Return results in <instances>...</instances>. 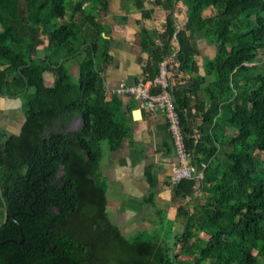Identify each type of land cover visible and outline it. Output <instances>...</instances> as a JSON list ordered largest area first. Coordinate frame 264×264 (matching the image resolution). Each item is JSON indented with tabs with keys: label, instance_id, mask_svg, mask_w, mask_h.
<instances>
[{
	"label": "trees",
	"instance_id": "trees-1",
	"mask_svg": "<svg viewBox=\"0 0 264 264\" xmlns=\"http://www.w3.org/2000/svg\"><path fill=\"white\" fill-rule=\"evenodd\" d=\"M133 1L139 22L152 23L141 32L142 81L168 62L190 162L207 165L200 181L163 184L182 231L155 205L163 185L152 167L146 204L157 227L129 236L107 211L102 145L116 152L134 131L101 76L111 58L96 19L108 0H0V97L21 100L24 117L16 134L0 129V243L15 241L0 246V264H264V0ZM199 39L212 59L197 58Z\"/></svg>",
	"mask_w": 264,
	"mask_h": 264
},
{
	"label": "crops",
	"instance_id": "crops-1",
	"mask_svg": "<svg viewBox=\"0 0 264 264\" xmlns=\"http://www.w3.org/2000/svg\"><path fill=\"white\" fill-rule=\"evenodd\" d=\"M211 9L206 11L211 14ZM202 15L204 18L214 16H206L205 13ZM139 16L140 12L133 0H108L107 11L97 13L96 20L102 25V37L109 41L108 53L111 59L108 63L100 65L108 101L117 98L114 92L119 85H134L143 79V67L149 53L141 46L144 42L141 32L143 28L150 29L152 23L139 22ZM165 18V11L155 9L154 20L163 21ZM178 21L184 23L186 21L184 15H181ZM106 31L109 32L107 36ZM195 44L197 58L202 62L215 56V49L205 39H199ZM47 46L45 44L40 47L39 51L44 53ZM77 64L76 60H71L68 66L77 70ZM45 82L47 86H53V75L47 73ZM121 100L134 131L116 152H111L108 146L102 145L103 157L99 174L108 187L107 211L110 218L123 232L133 235L138 231L153 229L159 224L155 210L146 204L151 187L146 178L147 170L152 167L159 183L163 185L170 181L171 169L177 158L165 112L163 110L146 112L141 102L132 97H122ZM9 101L11 100L0 97V105L4 102L10 103ZM20 119L19 121L23 123L24 117ZM76 122L81 124L80 119ZM155 205L165 212L167 220L174 222L173 230L181 232L182 224L175 221L177 211L172 207L171 187L163 185L161 193L156 197ZM151 222L155 223L152 225Z\"/></svg>",
	"mask_w": 264,
	"mask_h": 264
},
{
	"label": "built area",
	"instance_id": "built-area-1",
	"mask_svg": "<svg viewBox=\"0 0 264 264\" xmlns=\"http://www.w3.org/2000/svg\"><path fill=\"white\" fill-rule=\"evenodd\" d=\"M159 86L161 92L157 95L152 94V88ZM117 97H132L141 102L146 112H155L163 110L166 114L169 124V130L172 136L174 153L177 162L173 164L171 169L170 181L176 184L181 180H202L206 164L200 166L191 164V156L186 151L184 139L180 127V120L174 106V98L172 86L167 71V61L160 65L158 78L154 82L139 81L134 85L121 84L115 90Z\"/></svg>",
	"mask_w": 264,
	"mask_h": 264
},
{
	"label": "rangeland",
	"instance_id": "rangeland-1",
	"mask_svg": "<svg viewBox=\"0 0 264 264\" xmlns=\"http://www.w3.org/2000/svg\"><path fill=\"white\" fill-rule=\"evenodd\" d=\"M78 0H67V3L69 6H71L72 4L76 3ZM212 8V7H211ZM206 16L209 15H215L216 14V10L214 8L211 9V14L209 13V11H205L204 12ZM83 22V18L81 16L80 18ZM85 26L88 27L87 23H85ZM259 63L260 65H264V49L259 51ZM201 61V60H200ZM78 66V64H77ZM78 70V68H76ZM71 73L73 74V76L75 77V79H77V70H73L70 69ZM167 71L169 73L168 70V62H167ZM12 77L9 78V80H11ZM205 94V93H204ZM7 99V98H4ZM8 102H4L3 104L0 105V129H2L4 132H17L18 129L20 128L21 125V118H23V113H22V106H21V100H11ZM12 106V107H11ZM80 123L79 122H75L73 124V129L74 130H78L80 127ZM15 127V129L13 128ZM229 134H233L235 133V131L233 129H229L228 130ZM107 146V145H106ZM258 156H260L262 159H264V154L263 153H258ZM127 235L131 236V234L126 233ZM204 239H208V236H205L204 234L202 235Z\"/></svg>",
	"mask_w": 264,
	"mask_h": 264
},
{
	"label": "flooded vegetation",
	"instance_id": "flooded-vegetation-1",
	"mask_svg": "<svg viewBox=\"0 0 264 264\" xmlns=\"http://www.w3.org/2000/svg\"><path fill=\"white\" fill-rule=\"evenodd\" d=\"M22 126V125H21ZM21 126H20V128L18 129V131L17 132H4L5 134H6V136H10L11 134H16V133H18L19 131H20V129H21ZM74 130V129H73ZM75 131V130H74ZM24 171L26 170V169H23ZM59 175H60V173H59ZM59 179V178H58Z\"/></svg>",
	"mask_w": 264,
	"mask_h": 264
},
{
	"label": "water",
	"instance_id": "water-1",
	"mask_svg": "<svg viewBox=\"0 0 264 264\" xmlns=\"http://www.w3.org/2000/svg\"><path fill=\"white\" fill-rule=\"evenodd\" d=\"M23 241H24V235H22V241H21V243H23ZM10 242H14V243H15V241L8 240V241H5V242H3V243H0V246H1V245H4V244H6V243H10Z\"/></svg>",
	"mask_w": 264,
	"mask_h": 264
}]
</instances>
